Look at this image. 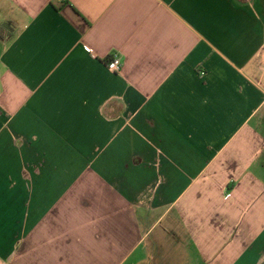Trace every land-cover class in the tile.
<instances>
[{
	"label": "crops",
	"instance_id": "0c3cea01",
	"mask_svg": "<svg viewBox=\"0 0 264 264\" xmlns=\"http://www.w3.org/2000/svg\"><path fill=\"white\" fill-rule=\"evenodd\" d=\"M0 264H264V0H0Z\"/></svg>",
	"mask_w": 264,
	"mask_h": 264
},
{
	"label": "built area",
	"instance_id": "2783aa9c",
	"mask_svg": "<svg viewBox=\"0 0 264 264\" xmlns=\"http://www.w3.org/2000/svg\"><path fill=\"white\" fill-rule=\"evenodd\" d=\"M58 2H64V0H57ZM123 67L122 56L119 52H114L107 63V68L111 73H120ZM147 199L150 201L153 189H150L148 192Z\"/></svg>",
	"mask_w": 264,
	"mask_h": 264
}]
</instances>
